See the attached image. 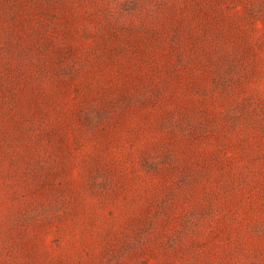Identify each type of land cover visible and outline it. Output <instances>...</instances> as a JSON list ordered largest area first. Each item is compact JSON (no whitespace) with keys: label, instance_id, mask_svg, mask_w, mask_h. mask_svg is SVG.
Returning <instances> with one entry per match:
<instances>
[{"label":"rangeland","instance_id":"1","mask_svg":"<svg viewBox=\"0 0 264 264\" xmlns=\"http://www.w3.org/2000/svg\"><path fill=\"white\" fill-rule=\"evenodd\" d=\"M0 264H264V0H0Z\"/></svg>","mask_w":264,"mask_h":264}]
</instances>
